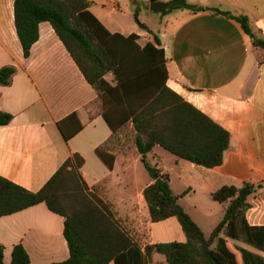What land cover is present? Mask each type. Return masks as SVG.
Returning a JSON list of instances; mask_svg holds the SVG:
<instances>
[{"label":"crops","instance_id":"obj_1","mask_svg":"<svg viewBox=\"0 0 264 264\" xmlns=\"http://www.w3.org/2000/svg\"><path fill=\"white\" fill-rule=\"evenodd\" d=\"M87 1L91 3L89 11L107 30L124 36L137 33L143 45L152 40V35L134 21V9L139 7V20L159 37L164 49L166 85L230 133L221 165L187 166L190 179L186 192L210 195L222 185H260L248 197L250 208L245 219L250 226H264V62L258 61L263 51L252 46L250 36L238 22L210 11L217 7L245 14L252 30L264 36V0H187L206 10L176 9L167 13L150 11L151 0ZM6 65L14 66L16 71L9 85L0 84V111L13 116L7 125L0 126L1 176L37 191L72 153H78L84 158L82 178L136 242L140 244L134 231L142 230L139 227L144 228V224L148 228L147 243L185 240L175 217L151 222L143 197L151 177L133 152L114 151L111 169L96 154V148L111 134L102 116V99L85 80L49 22L39 24V37L29 56L24 57L15 28L14 0H0V68ZM105 78L114 84L111 72ZM78 110H83L87 123L66 141L57 122ZM166 153L154 146L146 156L152 166L170 178L168 170L151 161L161 163ZM169 154L177 165L180 158ZM175 194L189 213L181 203V195ZM193 207L202 211L197 204ZM213 207L218 215L205 219L206 231L189 213L206 236L223 216L222 204ZM63 229V217L44 203L0 216L3 262L10 263L16 244L26 250L29 264L66 260L69 252ZM220 237L241 258V249L264 258V246L259 250L243 236L232 238L224 230ZM155 261L167 264L158 253L153 254Z\"/></svg>","mask_w":264,"mask_h":264},{"label":"trees","instance_id":"obj_2","mask_svg":"<svg viewBox=\"0 0 264 264\" xmlns=\"http://www.w3.org/2000/svg\"><path fill=\"white\" fill-rule=\"evenodd\" d=\"M87 0H14V22L23 55L39 37V24L47 21L63 43L88 84L102 99V116L110 127L108 139L96 148V154L111 169L116 144L128 137L140 155L151 182L143 189L151 222L175 217L184 241L146 243L141 246L114 217L109 206L87 185L80 174L84 158L72 153L37 191H30L0 175V216L44 203L63 217V234L69 256L49 264H149L154 253L163 255L167 264H264V258L241 249V255L220 237L222 230L232 238L244 239L259 250L264 246V226H250L245 212L248 197L260 185H222L211 193L223 206V216L206 236L179 203L167 174L147 160L154 146L190 163L213 168L221 165L228 149L230 133L180 94L166 85V58L159 37L139 20L140 8L133 18L152 40L140 45L137 33L124 36L110 32L89 11ZM176 9L193 12L205 7L187 0H169L164 13ZM213 14L238 22L251 38L252 46L262 50L264 36L252 30L245 14L210 8ZM16 68H0V84L9 85ZM113 75V83L105 75ZM12 114L0 111V126L12 120ZM87 123L83 110L70 113L57 122L64 140L70 139ZM185 190L182 194L186 193ZM21 244L12 248L9 264H29ZM0 264L3 246L0 244Z\"/></svg>","mask_w":264,"mask_h":264},{"label":"rangeland","instance_id":"obj_3","mask_svg":"<svg viewBox=\"0 0 264 264\" xmlns=\"http://www.w3.org/2000/svg\"><path fill=\"white\" fill-rule=\"evenodd\" d=\"M131 143V140L128 137H121V140L116 144V151H121L125 153H134L137 158L140 159V155L138 152L133 148ZM169 153H166L165 155L163 154L161 156V163L156 162L155 160L151 159L152 163H156L159 167H164L166 170L169 172V184L173 191L177 194H180L182 197L181 203L185 205L189 211V213L194 217L200 225H202L203 229L205 231L207 230V225H206V220L208 218H213L214 216L216 217L218 215V211L213 207L215 206H220L221 204L214 200L210 195H204L201 194L200 192L194 193V192H186L182 194L183 191H185L188 188V181L190 179L189 173L190 171L188 170L187 166H192L195 167L197 165H194L190 163L189 161L183 160V159H178V164L175 165L172 162V157L171 155H167ZM151 157V154H150ZM148 160V159H147ZM198 205L201 207L202 211H197L193 206ZM220 204V205H219ZM187 212V211H186ZM188 213V212H187ZM188 213V214H189ZM189 214V215H190ZM206 219V220H205ZM144 228L141 226L139 227L142 230H136L134 231V238L137 239L140 244L147 243V237H148V228L144 224ZM149 264H160L157 261L155 262H150Z\"/></svg>","mask_w":264,"mask_h":264},{"label":"water","instance_id":"obj_4","mask_svg":"<svg viewBox=\"0 0 264 264\" xmlns=\"http://www.w3.org/2000/svg\"><path fill=\"white\" fill-rule=\"evenodd\" d=\"M167 8H168L167 2H157V1L151 0L149 4L150 11L155 12V13L163 12Z\"/></svg>","mask_w":264,"mask_h":264}]
</instances>
